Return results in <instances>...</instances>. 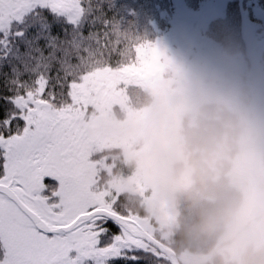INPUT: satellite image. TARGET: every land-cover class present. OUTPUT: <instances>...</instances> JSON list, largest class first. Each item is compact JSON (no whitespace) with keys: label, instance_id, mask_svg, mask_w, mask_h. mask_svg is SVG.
Returning <instances> with one entry per match:
<instances>
[{"label":"snow or ice","instance_id":"1","mask_svg":"<svg viewBox=\"0 0 264 264\" xmlns=\"http://www.w3.org/2000/svg\"><path fill=\"white\" fill-rule=\"evenodd\" d=\"M85 8V0H0V264L159 259L96 180L84 116L111 69L58 74L50 89L51 72L29 66L32 50L47 55L98 30Z\"/></svg>","mask_w":264,"mask_h":264},{"label":"trees","instance_id":"2","mask_svg":"<svg viewBox=\"0 0 264 264\" xmlns=\"http://www.w3.org/2000/svg\"><path fill=\"white\" fill-rule=\"evenodd\" d=\"M175 2L176 0H91L89 4L85 0V19L91 13L98 30L79 38L66 37L47 49V55L44 51L32 50L29 66H39V70L45 75L51 72L50 89L60 86L58 74L61 78L76 77L84 71L101 69H111L110 72H105L109 74L134 73L137 80L145 76L150 79L154 76V66L157 63L150 51L160 43L167 44L174 26V21L167 17V12ZM204 2L210 5L217 3L215 0ZM101 5L105 8L102 9ZM221 5L224 12L199 39L200 42H207L208 46H216L219 51L220 67L204 72V82L220 86L219 88L223 87V83L228 84L234 78L243 76L251 68L249 42L245 37L247 24L252 22L253 32H264V22L254 18L259 17V14L264 15V0H221ZM254 9L259 11L258 14L253 15ZM105 11L108 14L107 20L104 17ZM255 54L257 58L254 56V62L264 79V47L259 50L257 48ZM186 57L190 62H195V54L187 53ZM126 85L116 90L120 101L107 108L108 118L118 116L112 120L118 124L115 128L109 123L105 124V121L100 123V120H93L102 114V110L93 105L89 106L84 116V127L95 143L92 158L99 164L96 173L99 187L110 195L124 217L148 225L152 233L149 235L171 249L179 264H214L215 251H232L241 246L240 239L244 230H235V223H229L222 234L208 238L194 226L204 204L212 196L207 185H202L198 180L193 156L207 135L216 131L223 123L225 113L241 108L227 101L204 103L197 108L194 116L190 113L180 117L181 122L173 136L172 156L168 158L161 154L160 158L167 157V161H158L162 169L160 179H163L164 192L154 193L153 188L157 185L148 181L147 173L144 177V183L147 184L136 196L128 192V186L141 174L138 162L142 159L136 153L145 146L148 136L136 139L135 131L140 130L138 126L141 124L138 120V125L133 129L129 117L138 116L140 119L142 116L153 120L157 110L160 111L161 108L159 121L150 134L156 135L154 139L165 136L164 139L167 140L166 136L173 133L166 119L170 110L157 105L150 87L139 86L137 83ZM121 109L124 111L121 112ZM114 113L116 116H112ZM131 136L135 137L134 140ZM122 139L123 146L117 145L116 141ZM146 154V157H150L148 151ZM235 167L233 165L227 175L245 207L247 193L244 182L235 175ZM221 175L219 170H215L209 179L219 181ZM157 205L160 206V216L154 214ZM157 219L162 221L161 224H158ZM147 248L159 257H147L148 264H169L164 256L149 246Z\"/></svg>","mask_w":264,"mask_h":264},{"label":"rangeland","instance_id":"3","mask_svg":"<svg viewBox=\"0 0 264 264\" xmlns=\"http://www.w3.org/2000/svg\"><path fill=\"white\" fill-rule=\"evenodd\" d=\"M215 1L217 3L215 2L213 5H210L204 2V0H176L173 3L174 6L167 12V17L174 21L173 30L166 41L167 44L163 45L160 43L158 47L155 46L154 50L151 49L150 51L154 55L155 60H157L154 66V76L150 79L145 76L137 80V76L134 73H103L104 83L99 99L89 102L90 105L102 110V114L100 113L99 117L93 120H100V123L105 121V124L109 123L115 128L118 124L112 120L117 119L118 116L114 113L112 116H116V118H108L106 115L107 108H110L114 102L118 103L120 101V97L116 91L118 87L127 86L126 84L128 83H137L139 86L145 85L150 87L149 90L155 96L157 105L170 110L169 113L167 111L166 119H168L167 122H169L173 134L171 133L172 135L166 136L167 140L164 139L165 136L163 138L157 136L158 138L154 139L156 135L154 133L150 134V131L154 132L153 127L155 123L159 121L162 112L161 108L160 111L157 110L155 118L154 116V119L152 118L153 120L151 118L147 120L142 116L140 119H138V116L129 117L130 123H133V129L138 125V120L141 124V126H138L140 130L137 129L135 131L136 139L144 135L148 136L145 146L136 153L142 160L138 162L141 168L140 176L136 178L134 183H130L128 186V192L133 195L137 196L143 190V186L147 184V182L144 183V177L147 173L148 181H151L153 185H157V187H152L154 193L162 194L164 192L163 179H160L162 177V169L158 161L162 159L167 161V157L170 158L172 156V152L174 151L172 148L174 144L173 136L176 127L181 122L179 120L180 117L190 113L194 116L197 108L202 104L219 101H227L231 105L240 108L251 107L257 112L264 113V79L254 62V56L257 58L255 54L256 49L258 48L259 50L264 47V32L261 34L253 32L252 22L247 24L245 28V37L249 42L250 50L251 68L249 71L247 70L243 76L234 78L228 84L223 83L222 88H219L220 86H216L215 84L204 82V72L206 70L210 72L211 69H215L221 65L219 61L220 54L216 46L213 48V46H208L207 42L199 41L201 36L209 31L211 24L224 12L221 0ZM258 12V10L254 9L253 15L258 14ZM259 15V17L254 18L264 22V15ZM187 53L195 54V62L189 61L186 57ZM123 111L121 109V112ZM130 138L134 140L135 137L131 136ZM160 141L163 143H159ZM123 143V139L116 141V144L120 146H123ZM147 151L149 152L148 156L152 159L146 157ZM161 154L162 156L167 155V157L160 158ZM157 165L160 167L155 168ZM235 170L237 179L241 180L238 168L235 167ZM244 189L247 193V198L244 210L241 213V223H235L234 225L235 230L239 231H245L243 225L251 221V215L248 211L250 196L247 189L245 187ZM154 214H159L160 216L159 205H157ZM129 219L138 224L146 233L152 234L148 225L132 218ZM157 220L159 221L158 224H161L162 221L160 219ZM244 231L240 239L241 245L248 234Z\"/></svg>","mask_w":264,"mask_h":264},{"label":"clouds","instance_id":"4","mask_svg":"<svg viewBox=\"0 0 264 264\" xmlns=\"http://www.w3.org/2000/svg\"><path fill=\"white\" fill-rule=\"evenodd\" d=\"M193 163L212 196L194 225L206 237L222 234L229 223H241L244 202L227 175L233 165L250 196L244 243L236 250L215 251L214 264H264V113L251 107L226 112L220 127L198 145ZM215 170L222 173L219 181L209 179Z\"/></svg>","mask_w":264,"mask_h":264},{"label":"water","instance_id":"5","mask_svg":"<svg viewBox=\"0 0 264 264\" xmlns=\"http://www.w3.org/2000/svg\"><path fill=\"white\" fill-rule=\"evenodd\" d=\"M125 220L136 225L137 234L139 237L145 242V244L151 248H153L156 252L161 254L166 258L169 264H179L174 252L164 246L163 244L156 241L151 235L146 233L138 224H136L133 220L123 217Z\"/></svg>","mask_w":264,"mask_h":264}]
</instances>
